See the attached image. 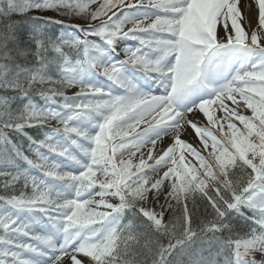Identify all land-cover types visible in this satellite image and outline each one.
Segmentation results:
<instances>
[{
  "label": "snow or ice",
  "instance_id": "snow-or-ice-1",
  "mask_svg": "<svg viewBox=\"0 0 264 264\" xmlns=\"http://www.w3.org/2000/svg\"><path fill=\"white\" fill-rule=\"evenodd\" d=\"M0 264H264V0H0Z\"/></svg>",
  "mask_w": 264,
  "mask_h": 264
},
{
  "label": "rangeland",
  "instance_id": "rangeland-1",
  "mask_svg": "<svg viewBox=\"0 0 264 264\" xmlns=\"http://www.w3.org/2000/svg\"><path fill=\"white\" fill-rule=\"evenodd\" d=\"M244 3H245V0H241V8H242V10H243ZM253 11H254V6H253ZM48 13L51 14V15H55L54 13H51V12H48ZM190 133H191V130H189L188 134H185L184 139L191 141L194 145L197 144L198 141L196 139H194ZM169 142L170 141L167 138L164 141L165 144H168ZM165 214L167 215V213H165Z\"/></svg>",
  "mask_w": 264,
  "mask_h": 264
},
{
  "label": "trees",
  "instance_id": "trees-1",
  "mask_svg": "<svg viewBox=\"0 0 264 264\" xmlns=\"http://www.w3.org/2000/svg\"><path fill=\"white\" fill-rule=\"evenodd\" d=\"M48 16H54V15L49 14ZM209 211H211V210L209 209ZM203 213H204V209L202 207L200 208L198 213H195V215L197 217V223L199 222V219L203 218ZM166 217L169 218L168 215Z\"/></svg>",
  "mask_w": 264,
  "mask_h": 264
}]
</instances>
